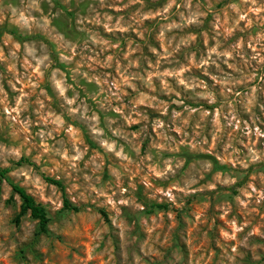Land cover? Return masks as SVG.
<instances>
[{"label":"clouds","instance_id":"obj_1","mask_svg":"<svg viewBox=\"0 0 264 264\" xmlns=\"http://www.w3.org/2000/svg\"><path fill=\"white\" fill-rule=\"evenodd\" d=\"M218 2L204 0L201 4L197 0L193 5L192 0H163L160 7L146 10L145 0H97L101 9L108 7L117 13L135 10L127 20L122 15L113 20L107 14L86 17L77 13L73 36H68L57 23L62 13L53 11V0H19L15 5L7 4L4 10L10 17L9 24L17 27L23 39L15 42L12 36L4 34L3 45L11 47L7 55L0 48V62L12 73L9 88L19 94L14 97V106L9 104L8 94L0 84V105L8 113L7 119L16 123L20 114L31 108L36 120L25 119L22 130L27 132L33 123L43 125L44 131L36 134L46 141L40 156L49 153L48 159H55L57 165L49 169L44 160L33 158L38 170L29 165L16 168L8 160L18 161L29 152L0 146V169H12L7 178L28 197H42L56 204H62L64 197L69 202L87 201L90 210L84 215L90 218V223L95 221L93 238L98 241L109 225L119 228L121 234L123 226L130 229L137 222L144 226L149 220H158L162 215L159 211H153L152 216L145 214L152 203L166 204L168 211L163 215L171 220L184 207L186 199L201 188H232L247 175V183L237 188L238 195L232 198L236 212L246 217L245 222L239 223L232 216L225 221L227 230H220L223 247L230 251L229 259L235 260L240 255L237 249L243 241L239 234L248 225L247 217L258 209L264 210V171L261 170L264 132L256 127L257 123L264 124L261 119L264 104L257 103V93L264 95V0H228L216 11ZM62 3L68 4L69 0ZM41 4L48 6L46 13ZM3 16L0 14V23ZM208 16L212 17L209 31L198 34L185 31L190 26L200 27ZM146 20L155 21V28L146 27ZM86 23L102 25L115 40L102 38L98 31L87 28ZM130 31L144 44H147L146 34L155 32L160 51L148 45V51L156 57L154 62L143 55L141 43L124 36ZM116 33L121 36L116 37ZM197 36L203 41V50L198 46ZM122 42L127 51L120 53ZM117 53L127 62L119 63ZM133 53L140 55L133 57ZM142 61L147 68L142 66ZM17 64L24 69L19 74ZM114 65L117 75L110 78L103 70ZM194 69L213 81V87L219 85V96L205 80L193 74ZM154 79L159 81V93L168 97L167 101L158 99ZM137 81L147 92L137 87ZM17 84L21 85L19 89ZM89 84L95 86L94 90H88ZM126 88L132 89L131 95ZM241 88L244 91H239ZM179 89L189 94V98L203 101L211 109V115L199 104L197 107L185 104ZM141 105L161 117L151 121L155 138L148 134V117ZM173 105L179 110L172 108ZM257 108L260 116L256 115ZM241 113L249 116L250 123L240 118ZM165 118L171 121V128ZM136 124H140L138 130L131 131V126ZM170 132L178 133V138H173ZM253 137L257 140L252 141ZM245 138L250 142L245 143ZM145 140L148 143L142 151ZM87 141L95 147H90ZM47 142L51 143L50 147ZM238 145L246 152L240 151ZM184 153L204 159L197 167ZM61 178L63 191L49 182ZM8 192L13 194L11 188ZM13 199L19 204L20 192ZM3 202L0 198V210ZM217 207L223 211L221 219L231 211L228 202ZM127 210L136 214L135 220L126 217ZM214 222L208 224L209 229ZM259 226L264 227V219ZM255 232L256 228H251L244 239ZM171 236L170 229L165 238L167 243H162L160 234L154 233L140 250L146 256H155V245L171 247L168 264H190L181 259L179 248L172 246ZM179 243H184L182 235ZM8 253L9 250H0V259ZM207 260L201 256L200 264H207Z\"/></svg>","mask_w":264,"mask_h":264},{"label":"rangeland","instance_id":"obj_2","mask_svg":"<svg viewBox=\"0 0 264 264\" xmlns=\"http://www.w3.org/2000/svg\"><path fill=\"white\" fill-rule=\"evenodd\" d=\"M196 2L197 0H192L193 5ZM9 3L15 5L19 3V0H2V2H0V14L4 15L3 22L0 23V48H2L5 55H7L8 48L11 47V45H3L5 33L12 36L15 42H20L23 39L17 27L9 24L10 17L7 11L4 10L5 6ZM53 3L55 5L53 11L59 10L62 13L57 23L68 36L76 35L75 20L77 13L86 17L89 15L102 16L107 14L113 16V20H115L117 16L122 15L125 20H127L128 15L135 10L134 8H130L117 13L112 8L105 7L101 9L97 0H69L68 4H63L62 0H53ZM145 3L146 10L155 9L161 6L163 0H157V2H154V0H145ZM200 3L203 4L204 0H200ZM226 3H228V0H219V2L215 4V10L219 11ZM41 9L46 13L48 6L46 4H41ZM180 11H183V9H180ZM211 21L212 17L208 16L204 19L200 27L190 26L189 29L185 31L193 34H198L202 31L207 32L210 29ZM144 24L148 28H155V21L146 20ZM85 26L91 30L98 31L104 39L115 40L112 33L104 31L102 25L86 23ZM146 35L147 44H144L135 35V32L130 31L124 34V36L131 38L134 42L141 43L143 55L154 62L156 57L148 51V45L150 44L160 51L159 45L154 38V31ZM120 36V33H116V37ZM51 38L56 39L55 36ZM197 40L199 48L203 50L205 46L202 39L197 36ZM211 43L212 42L209 41V44ZM126 51V45L122 42L120 53ZM249 51L251 50L249 49ZM120 53H117V61L121 64L126 63L127 61L122 59ZM108 54H111V50H109ZM132 55L135 57L140 55V53H133ZM76 59L78 60L79 57H76ZM142 66L147 68V64L143 63V61ZM60 67L63 66L61 65ZM23 71L24 69L17 64V74ZM103 71H107L110 74V78L117 75L115 72V65ZM193 74L205 80L209 88L216 91L219 96V85L213 87L214 82L208 77L202 76L201 73L195 69L193 70ZM11 79H13V76L12 73L8 71L7 65L0 62V84L3 85L4 92L8 94L9 104L14 106V97L19 93L13 92L9 88L8 81ZM81 83L83 84L84 82L81 81ZM154 83L157 85L158 94L160 95L158 99L167 101L168 97L159 93V81H155L154 79ZM44 86L47 87V85ZM16 87L19 89L21 85L17 84ZM86 87L89 91L95 88V86L91 84L86 85ZM137 87L147 92V89H144L139 81H137ZM24 91H28V89L25 88ZM125 91L130 95L132 94V89L130 88H126ZM179 91H181V99L184 100L185 104L191 107H197L199 104V106L208 110L211 115V109H209L206 104H203V101H199L196 98H189V94L184 93L182 89H179ZM239 91H244V89L241 88ZM49 94H51L50 90ZM32 99H34V97ZM257 103L264 104V95H261L259 92L257 93ZM53 107L56 108L57 111H62L58 105H53ZM139 107L148 117V134L155 138L156 132L151 127V121L161 118L159 113L145 105ZM172 108H176V106L173 105ZM172 108L169 109V113ZM237 108L239 110V105H237ZM176 110L179 109L176 108ZM255 111L256 115L260 116L259 108ZM11 115L15 116L16 114L12 113ZM109 115L114 114L109 113ZM7 116L8 113H4L3 106L0 105V146L18 147L21 151L29 152L28 156L21 155L18 161L9 159L8 163L19 168L21 166H17L16 164L22 159H28L33 163V158H40L46 162L47 168L52 169L56 167V160L48 159L49 153H44L43 157L40 156L46 141L36 134L44 131L43 125L33 123L28 127L27 132L22 130L25 119L33 122L36 120V117L32 114L31 108L27 113L20 114L19 123L10 121L7 119ZM240 118L250 123L249 116L246 113H241ZM261 119H264V117H261ZM166 123H168L169 128H171V121L166 119ZM139 127L140 124L132 125L131 131L135 132ZM210 127L209 125L208 129H206V133L210 130ZM256 127L264 132V124L257 123ZM168 134L172 135L173 138H178L179 136L176 132H170ZM189 134H191L190 131ZM261 139H264V137ZM256 140L257 138H252V141ZM87 142L90 147H95L91 141ZM224 142H226V140ZM244 142L248 143L250 141L245 138ZM47 143L50 147L51 143ZM147 143L148 141L145 140L144 144L141 146L142 151L147 146ZM237 147L240 151L246 152V149H244L242 145H238ZM184 155L197 167L200 166V161L204 159L196 154L184 153ZM82 166L81 164V167ZM32 167L38 170L36 165ZM261 170L264 171V166H261ZM248 171L251 173L252 170L249 169ZM73 175H75V173H73ZM49 176H51V173H49ZM205 179H210V177H206ZM8 180L12 182V179ZM9 181H2L0 179V198L4 200L3 210H0V250H9L8 255L0 259V264H168V260L172 255L171 247L155 245L157 249V254L155 256H146L140 249L141 246L145 244V241L150 240L154 233H159L162 243H167L165 238L170 229L172 230V246L179 248L181 259L189 261L190 264H200L201 256L208 258L207 264H264V236L261 235V233H264V227L259 226L261 220L264 219V210L258 209L255 213L247 217L248 225L243 232L239 234L240 239L243 241L237 249L240 255L237 256L235 260L229 259L230 251L224 249L223 241L220 238V230H227L225 221L230 220L232 216H235L239 223L245 222L246 217L236 212L232 198L238 195L236 189L247 183V175L232 188L225 189L221 186L209 189L201 188L198 193L186 199L184 207L178 210L175 213L174 219L171 220L168 216L163 215V213L168 211V206L166 204L152 203L145 209V214L152 216L153 211H159L162 215L158 220H149L144 226L137 222L130 229L123 226V233L121 234L119 228L109 225L108 231L106 233H101L98 241L93 238V225L95 221L93 220V222L90 223V218L84 215V212L90 210L87 201L77 202L75 199H72L71 204L79 208L78 212H74L64 210L63 203L56 204L50 199L34 197L38 203L42 204L47 209L50 218L47 233L40 234L38 221L32 219L29 213L18 217L21 212L22 201L19 204L15 203L13 191V194L8 192L9 188L12 189ZM59 181L63 183V178ZM201 183L203 184V181ZM258 185L259 181H257V188ZM221 202H228L231 207V211H229L223 219L220 218L223 215V211L217 207ZM205 204L207 207H204ZM158 205L166 206V208H158ZM125 215L129 220H135L136 218V214L132 213L131 210H127ZM213 220L215 222L212 228L209 229L208 224ZM253 227L256 228L255 234L244 239L247 232ZM181 235L184 237L183 244L179 243ZM231 243L235 246V241ZM94 244L96 245L95 247H93Z\"/></svg>","mask_w":264,"mask_h":264},{"label":"trees","instance_id":"obj_3","mask_svg":"<svg viewBox=\"0 0 264 264\" xmlns=\"http://www.w3.org/2000/svg\"><path fill=\"white\" fill-rule=\"evenodd\" d=\"M23 164H27L30 166H34L30 160L28 159H22L20 160L16 165L17 166H22ZM10 169L5 168V169H0V179L3 180H8V172ZM10 182V181H9ZM52 184H55L61 188V191H63V183L57 180H50L49 181ZM10 185L12 187V191L15 194L16 192H20L21 194V212L18 217H21L27 213L30 214L32 219L38 221V226H39V233L40 234H46L48 231V227L50 224V218L48 215L47 209L40 203H38L34 197H28L27 195L24 194L23 189H21L18 185L13 184L10 182ZM70 203L67 197L63 198V209L64 210H69ZM158 208H166V206L158 205ZM71 211L78 212L79 208L75 207L71 204Z\"/></svg>","mask_w":264,"mask_h":264}]
</instances>
